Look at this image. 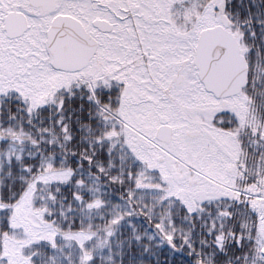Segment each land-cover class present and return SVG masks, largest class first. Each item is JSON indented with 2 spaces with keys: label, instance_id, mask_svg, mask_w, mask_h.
<instances>
[{
  "label": "snow or ice",
  "instance_id": "obj_1",
  "mask_svg": "<svg viewBox=\"0 0 264 264\" xmlns=\"http://www.w3.org/2000/svg\"><path fill=\"white\" fill-rule=\"evenodd\" d=\"M0 264H264V0H0Z\"/></svg>",
  "mask_w": 264,
  "mask_h": 264
}]
</instances>
